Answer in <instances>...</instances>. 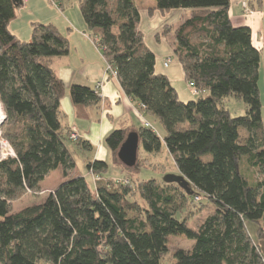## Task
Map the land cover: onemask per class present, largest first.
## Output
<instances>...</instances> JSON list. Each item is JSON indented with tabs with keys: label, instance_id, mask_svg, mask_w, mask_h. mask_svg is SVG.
<instances>
[{
	"label": "trees",
	"instance_id": "trees-1",
	"mask_svg": "<svg viewBox=\"0 0 264 264\" xmlns=\"http://www.w3.org/2000/svg\"><path fill=\"white\" fill-rule=\"evenodd\" d=\"M77 1L126 95L162 126L178 174L194 193L154 178L135 185L130 179L104 180L107 160L87 162L100 176L94 188L76 174L72 151L92 152L93 145L72 140L61 119L66 86L55 61L69 54L68 39L52 23H35L31 40H20L9 23L23 2L0 0V100L6 113L1 130L16 154L0 161V264H162L173 228L194 244L178 247L172 264H264L262 56L251 28L233 24L230 0H154L161 12L190 10L161 33L173 32L185 80L200 94L183 101L168 76L156 72L136 0ZM69 94L74 105L102 106L90 86L72 84ZM228 96L245 102L244 115L233 117L220 105ZM139 132L147 150L161 149L153 124ZM127 135L115 129L106 137L115 155ZM56 169L64 180L42 202L12 211V200L40 190ZM197 196L214 209L194 229L178 213ZM248 221L258 224V241Z\"/></svg>",
	"mask_w": 264,
	"mask_h": 264
},
{
	"label": "crops",
	"instance_id": "crops-1",
	"mask_svg": "<svg viewBox=\"0 0 264 264\" xmlns=\"http://www.w3.org/2000/svg\"><path fill=\"white\" fill-rule=\"evenodd\" d=\"M22 2L23 4L16 9V16L9 23L12 34L22 41H29L32 38L33 24L52 23L68 39L69 54L55 61L58 75L66 86V95L61 101V119L71 132L77 133L78 139L89 140L92 143V158L107 160L110 154L115 157L106 143V137L115 129L128 130L125 141L131 134L137 135L138 140L141 141L139 129L146 122L153 124L156 119L148 118L149 115L140 108V102L127 96L119 78L108 70L109 65L102 50L91 36L78 1L63 0L62 4L53 0H22ZM136 2L141 9L139 27L144 41L156 55V72L168 76L181 100L195 98L196 91L185 80L183 67L174 54L173 32L167 36L161 34L164 26H178L189 16L190 10L174 9L161 12L155 9L154 0H136ZM250 6L252 13L244 9L240 0H230L229 13L235 26L251 28L253 43L261 49L262 56L264 0H251ZM167 61L169 65L165 66ZM75 83L96 89L102 98L101 108L97 109L92 104L74 105L69 90ZM185 83L190 87L187 88ZM53 173H57L59 177L51 187L56 188L64 180L61 169L53 170L41 182L42 189ZM50 189L53 191L52 188Z\"/></svg>",
	"mask_w": 264,
	"mask_h": 264
},
{
	"label": "rangeland",
	"instance_id": "rangeland-1",
	"mask_svg": "<svg viewBox=\"0 0 264 264\" xmlns=\"http://www.w3.org/2000/svg\"><path fill=\"white\" fill-rule=\"evenodd\" d=\"M185 84L186 86H188L187 88L190 87L189 85H187V83ZM259 91L260 98L262 101V117L264 122V50L262 52ZM194 95V97L196 98L200 96V94L196 93ZM220 105H223L226 109H228L233 117L244 115L247 110V105L245 104V102L235 96L225 97L220 103ZM148 118L153 117L148 116ZM151 120H154V118ZM2 123H0V128ZM153 125L156 128L159 136L161 137V149L159 151H149L146 149L142 141L138 140V142L136 143V138L134 137V135H132L129 140L125 141V143L123 144L124 147L120 151H118L115 157L113 154H110L108 156L107 162L109 164V170L108 172L103 174L104 180H106L107 178H111L116 181L130 179L132 180V182H134L135 185L136 182H141L153 178L160 181L163 180L166 174L179 173L171 153L163 142L164 132L162 126L159 122L156 121L153 122ZM242 131L245 132V129H242ZM72 134L73 132H71L70 137L72 136ZM129 143L136 145L133 155L128 153L127 148L130 145ZM72 155L76 161L75 173L77 172L79 175L85 176L89 186L91 188H94V179H99L97 177L100 176H94L87 168V162L93 159L91 152H82L77 150L76 152L72 151ZM58 177L59 175H57V173H53V175L48 178L47 184L44 185L43 189L41 187V189L38 191L27 190L19 198L12 200V211L17 212L26 206L42 202L51 192L50 188H52V190L55 189V187L51 186L52 184L54 185V183H56ZM213 209V205L211 203L206 202V200L205 202L201 203V200L195 199V201H191L185 204L182 211L178 213V217L179 219H182L184 217L189 218L188 225L194 229H197L203 219L207 215L212 213ZM247 227L252 238L258 241V224L256 222L248 221ZM173 229L174 230L170 233L168 238V246L170 252L164 259L162 264H172V262H174L173 254L178 247L191 248L194 244V240L187 238L183 234V232L181 233L179 230H177V228ZM38 264L51 263L45 260H41Z\"/></svg>",
	"mask_w": 264,
	"mask_h": 264
},
{
	"label": "built area",
	"instance_id": "built-area-1",
	"mask_svg": "<svg viewBox=\"0 0 264 264\" xmlns=\"http://www.w3.org/2000/svg\"><path fill=\"white\" fill-rule=\"evenodd\" d=\"M240 1L243 5L244 9L247 12H250V13L253 12L251 10V6H250L251 0H240ZM168 65H169V61L165 62V66H168ZM108 70L110 71V73L113 76L117 77V72L115 70L111 69L110 66L108 67ZM140 108L143 110V106H140ZM3 119L1 120L0 123H2ZM145 125L147 127H151V124L149 122H146ZM71 137L73 140L78 139V135L76 132H73ZM10 157H16L15 151H14L13 147L11 146V144L3 137L2 131L0 128V161H3V160L8 159ZM199 198H200L199 196L196 197V199H199Z\"/></svg>",
	"mask_w": 264,
	"mask_h": 264
},
{
	"label": "water",
	"instance_id": "water-1",
	"mask_svg": "<svg viewBox=\"0 0 264 264\" xmlns=\"http://www.w3.org/2000/svg\"><path fill=\"white\" fill-rule=\"evenodd\" d=\"M5 117H6V113H5L4 119H5ZM4 119H3V121H4ZM132 135L133 134H131L127 140H129ZM134 137L136 138L135 141L137 143L138 142L137 135H134ZM123 144H122L120 150L124 147ZM129 144L130 145L127 148L128 149V153L133 155L134 154V151H135L136 145H134L132 143H129ZM163 180L165 182H167V183H178L180 185V187H182L190 195H193V193H194V191L190 187L189 181L183 175L169 173V174H166L164 176Z\"/></svg>",
	"mask_w": 264,
	"mask_h": 264
},
{
	"label": "bare ground",
	"instance_id": "bare-ground-1",
	"mask_svg": "<svg viewBox=\"0 0 264 264\" xmlns=\"http://www.w3.org/2000/svg\"><path fill=\"white\" fill-rule=\"evenodd\" d=\"M4 115H5V110H4V106L0 100V122L1 120L4 118Z\"/></svg>",
	"mask_w": 264,
	"mask_h": 264
}]
</instances>
